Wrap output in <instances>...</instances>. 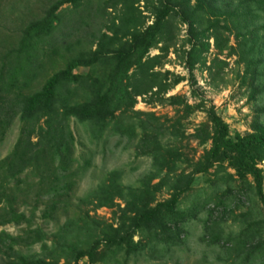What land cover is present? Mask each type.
<instances>
[{"label":"trees","instance_id":"trees-1","mask_svg":"<svg viewBox=\"0 0 264 264\" xmlns=\"http://www.w3.org/2000/svg\"><path fill=\"white\" fill-rule=\"evenodd\" d=\"M121 1L126 10H134V3ZM250 3L264 13V0H246L230 12L218 10L214 0H158L150 25L143 30L125 29L127 39L123 43L115 31L98 42L95 50L69 57L34 92L27 90L43 60L56 44L71 38L72 31L90 18L88 3L54 0L33 15L34 19L21 27L17 36L6 37L0 30V146L18 123L15 143L0 159V228L17 229L16 234L0 231V264H118L119 254H123V264H128L148 248L179 247L183 244L185 222L178 208L181 199L191 190L196 176L211 170L220 179L233 180L243 192L251 189L264 214V174L258 167L264 161V127L241 135L231 131L215 107H206L204 100L192 107L180 97L165 98L183 79L175 77L166 84L165 76L152 72L161 57L149 56L152 50L168 51L165 45L158 46L166 40L168 17H179L180 24L187 26V68L193 71L200 64L204 70H212L206 67L205 56L210 39L221 51L222 33H231L233 28L239 50L244 51L252 36L248 22L257 16L254 11H244L247 7L243 6ZM206 15L213 20L198 31L194 25ZM217 63L216 58L211 65ZM98 65H111V69L105 79L95 84L87 76L74 74L79 68ZM250 67L245 64L242 81ZM80 88L89 94V100L71 102L69 97ZM144 96L182 106L185 116L194 110L205 114V122L190 136L199 145L209 146L197 160H188L172 141H163L169 129L155 122L151 114H143L148 120L136 125L123 121L137 98ZM72 120L88 128L93 143L105 137H130L139 129L138 154L151 160L149 175L136 186H125L121 183L122 172L112 170L95 188L76 198L84 165L75 154ZM171 128L176 132L173 123ZM179 166L187 169L177 173ZM169 177L174 178L171 195L164 201L156 200L158 190L151 185L152 179L161 178L160 183ZM116 201L122 202V207ZM83 206L92 211L112 210L114 222L91 218L89 211L81 212ZM37 220L63 222L54 233H47ZM260 224V242L251 247L246 259L264 250V220ZM79 237L83 238L82 245L74 242ZM135 237L138 241H134ZM143 238L146 243H142Z\"/></svg>","mask_w":264,"mask_h":264},{"label":"rangeland","instance_id":"rangeland-1","mask_svg":"<svg viewBox=\"0 0 264 264\" xmlns=\"http://www.w3.org/2000/svg\"><path fill=\"white\" fill-rule=\"evenodd\" d=\"M52 1L54 0H0L2 35L17 36L19 29L34 19L33 15L37 16ZM85 1L88 3L86 8L90 11V18L77 30L72 31L71 38L63 39L54 46L55 49L43 60L41 69L30 82L27 92L38 90L45 79L62 68L69 57L79 52L95 50L98 42L105 37H111L115 31L123 43L127 39L125 29L143 30L151 24L158 5V0H123L134 3V10L128 11L121 0H114V3L111 0ZM214 1L218 10L230 12L238 6L241 7L246 0ZM243 8H246L245 12L254 11L257 14L248 22L252 36L244 45L243 52L239 50L240 45L234 37L236 31L233 28L231 33H222L221 51L216 48L214 40L210 39V49L205 56L206 67H212V70H204L200 64H197L193 71L187 68L186 51L190 49L187 44V26L180 24L179 17H168L166 40L158 46L161 48L165 45L168 51L161 53L156 49L149 53L150 58L161 57L160 63L152 72L165 76L166 84L172 82L175 77L183 79L166 93L165 98L180 97L192 107L204 100L206 107H215L216 113L229 125L231 131L241 135L250 133L257 127H264V13L258 11L251 3ZM62 13L66 16V12ZM212 20L211 15L202 16L194 27L198 31L202 30ZM244 32L243 30L241 33ZM228 54L230 56H227ZM216 58L219 63L212 66L211 63H216ZM246 63L251 67L242 81ZM110 69L111 65H98L90 69L79 68L74 74L87 76L88 81L95 84L105 79ZM250 95L253 97L250 98ZM89 98V94L80 88L69 100L83 102ZM143 114H151L155 122L169 129L163 141H172L188 160H197L203 150L209 147L199 145L190 138L194 129L205 122V114L202 111L194 110L185 116L182 106H170L156 100L151 101L149 96H144L137 98L133 110L127 113L123 121L136 125L139 121L148 120ZM176 121L179 123L176 124ZM172 123L176 132L171 128ZM71 129L76 139V157L79 163L84 165V172L75 192L76 198L95 188L112 170L122 172L121 183L125 186H136L149 175L151 160L138 154L141 137L139 129L130 137H105L99 143L90 141L86 126L72 120ZM17 133L18 123L15 122L0 146V159L10 152ZM84 159L87 164H84ZM258 167L264 174V161ZM183 169L187 168L179 166L177 173ZM160 179H152L151 185L157 186L156 200L164 201L172 193L174 178L169 177L159 183ZM116 203L122 207V202ZM178 208L185 217L183 244L179 247L167 248L158 245L148 248L128 264H264V250H259L246 259L251 247L260 242L263 232V225L260 223L264 220L262 206L251 189L243 192L242 187L233 180L225 177L220 179L211 170L209 174L196 176L191 190L183 195ZM83 211H89V216L95 220L114 222L113 211L110 209L92 211L91 207L83 206L81 212ZM62 222L63 220H60L58 224H49L41 220L36 221L47 233H54ZM0 231L17 233V229L10 226L0 228ZM82 239L79 237L74 239V242L82 245ZM134 241H138V238L135 237ZM141 241L146 243L144 238ZM35 251H38V247ZM117 263L123 264V254L118 255Z\"/></svg>","mask_w":264,"mask_h":264}]
</instances>
